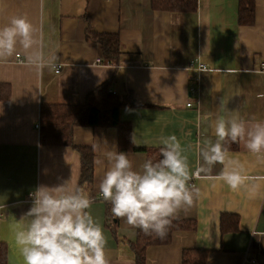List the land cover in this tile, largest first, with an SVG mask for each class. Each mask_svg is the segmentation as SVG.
<instances>
[{
  "label": "crops",
  "instance_id": "0c3cea01",
  "mask_svg": "<svg viewBox=\"0 0 264 264\" xmlns=\"http://www.w3.org/2000/svg\"><path fill=\"white\" fill-rule=\"evenodd\" d=\"M241 2L198 0L196 11L178 12L154 9L152 0H0V26L24 16L35 40L31 49L18 46L0 61V245L7 251L6 264H23L13 225L30 207L29 192L70 178L79 187L80 153L41 143L42 105L83 104L108 82L113 94L131 93L146 105L120 110L121 120L131 124L133 143L159 149L162 138L175 135L188 157L189 184L199 189L192 205L174 218L196 221L197 229L150 247L147 264H182L186 249L206 250L207 264H264V179L234 191L214 179L222 165L198 173V145L221 115V97L246 119L264 118V0H255L253 25L240 24ZM88 29L120 37L116 62L104 61ZM196 60L207 69L199 71ZM73 144L94 152L93 182L81 189L91 200L88 211L103 228L109 264H135L138 229L114 217L98 192L104 168L96 161L109 146L119 149L117 129L76 127ZM229 151L239 156L246 175L264 177V158L248 153L243 142ZM128 154L134 166L148 159L146 153ZM224 213L239 216L238 232L221 233Z\"/></svg>",
  "mask_w": 264,
  "mask_h": 264
},
{
  "label": "clouds",
  "instance_id": "9594fccd",
  "mask_svg": "<svg viewBox=\"0 0 264 264\" xmlns=\"http://www.w3.org/2000/svg\"><path fill=\"white\" fill-rule=\"evenodd\" d=\"M33 32L24 16H13L0 26V61L10 58L18 46L31 49ZM227 103L220 98L217 110L221 115L198 145L202 158L198 173L207 174L220 164L214 179L235 191L264 177L246 175L227 142H243L248 153L264 158V118L246 119L228 109ZM160 143V159L155 162L145 159L134 166L128 151L113 145L96 163L104 168L98 192L111 205V214L132 229L163 238L178 211L192 205L199 189L189 184L188 157L177 137L170 135ZM29 198L30 207L13 225V240L23 264H109L103 228L88 211L91 200L71 178L55 185L40 184L29 192Z\"/></svg>",
  "mask_w": 264,
  "mask_h": 264
},
{
  "label": "trees",
  "instance_id": "16d2710c",
  "mask_svg": "<svg viewBox=\"0 0 264 264\" xmlns=\"http://www.w3.org/2000/svg\"><path fill=\"white\" fill-rule=\"evenodd\" d=\"M239 21L242 25L255 23V0H242ZM154 9L178 12H194L198 0H152ZM88 38L100 43L104 61L114 63L120 55L121 41L117 34H97L88 29ZM110 83H104L94 89L80 105L46 104L41 107L40 135L44 145L71 146L81 155V174L79 187L90 185L94 178V152L90 146L73 144V132L76 127L116 128L118 131L119 150L128 153H146L153 162L160 159V148L150 149L136 146L132 139L131 124L121 120L120 110L123 107H143L131 93L120 97L110 91ZM231 151L239 149V142H227ZM239 216L224 213L221 215V233L239 231ZM112 232L116 225L108 221ZM196 221H178L173 219L165 237L159 238L154 233H145L138 229L137 239L132 244L135 264H147L148 249L152 246L168 245L174 234L180 231H195ZM6 248L0 245V264H6ZM208 252L200 249H186L182 255V264H207Z\"/></svg>",
  "mask_w": 264,
  "mask_h": 264
},
{
  "label": "built area",
  "instance_id": "2783aa9c",
  "mask_svg": "<svg viewBox=\"0 0 264 264\" xmlns=\"http://www.w3.org/2000/svg\"><path fill=\"white\" fill-rule=\"evenodd\" d=\"M17 59H20V56L19 55L17 56ZM97 64H102L101 60H98L97 61ZM196 64L198 65V70L199 71H202V70H206L207 69L204 64L199 63L197 60L195 61V65ZM60 70H61V66H58V67H56V71L55 72L58 74V73H60ZM260 70L264 71V64H261ZM188 106L191 107V104H189ZM37 128L39 129L40 126L38 125Z\"/></svg>",
  "mask_w": 264,
  "mask_h": 264
}]
</instances>
